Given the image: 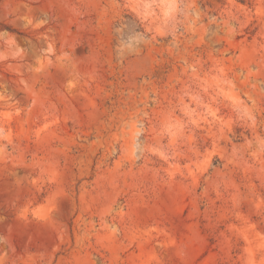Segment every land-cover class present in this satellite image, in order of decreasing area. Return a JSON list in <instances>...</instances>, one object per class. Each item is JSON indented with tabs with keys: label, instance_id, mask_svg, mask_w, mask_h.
<instances>
[{
	"label": "rangeland",
	"instance_id": "1",
	"mask_svg": "<svg viewBox=\"0 0 264 264\" xmlns=\"http://www.w3.org/2000/svg\"><path fill=\"white\" fill-rule=\"evenodd\" d=\"M0 264H264V0H0Z\"/></svg>",
	"mask_w": 264,
	"mask_h": 264
}]
</instances>
